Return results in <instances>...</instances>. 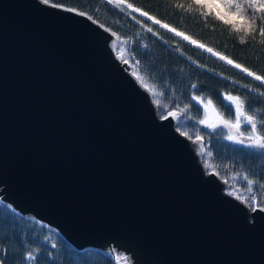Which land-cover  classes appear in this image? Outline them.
<instances>
[{"label":"water","instance_id":"95a60500","mask_svg":"<svg viewBox=\"0 0 264 264\" xmlns=\"http://www.w3.org/2000/svg\"><path fill=\"white\" fill-rule=\"evenodd\" d=\"M67 9L0 0V201L125 264H264V209L223 190L111 32Z\"/></svg>","mask_w":264,"mask_h":264},{"label":"trees","instance_id":"16d2710c","mask_svg":"<svg viewBox=\"0 0 264 264\" xmlns=\"http://www.w3.org/2000/svg\"><path fill=\"white\" fill-rule=\"evenodd\" d=\"M208 1L215 5L222 2ZM190 2L48 0L50 4L75 8L77 12L91 16V20L103 25L112 35L115 33L112 40L114 55L126 61L131 76L148 92L157 116L175 112L174 128H179L181 134L186 133L182 135L190 140H197V136L201 138L197 140L199 160L205 171H213L224 183L223 190L248 208L258 206L264 209V150L249 148V143L240 144L235 139L229 140L228 125L222 122L233 123L236 117L233 104L230 110V102L225 99L228 95L245 99L249 103L244 111L255 113L258 121L264 118V114L259 112L264 109V96H261L264 84L127 7L131 3L147 11L162 23L205 44L206 48L210 47L264 76V44L257 42L260 37L257 36L256 40L248 37V42L241 44L239 38L243 33L231 31L213 15L205 19L201 13L206 9L194 6L189 13L172 7L175 3H183L187 7ZM203 2L206 3L205 0ZM218 9L223 12V9ZM195 97L204 102L211 100V106L220 115V122L212 126L201 124L203 106ZM237 130L240 136L246 137L251 126L242 124ZM258 134L264 135V129L258 127ZM248 180L254 183L249 185ZM239 196L244 199H239ZM28 252L33 254L29 262L25 260ZM0 261L3 264H116L112 257L99 249L73 248L52 228L15 212L2 201Z\"/></svg>","mask_w":264,"mask_h":264},{"label":"snow or ice","instance_id":"6c2138e0","mask_svg":"<svg viewBox=\"0 0 264 264\" xmlns=\"http://www.w3.org/2000/svg\"><path fill=\"white\" fill-rule=\"evenodd\" d=\"M45 3H48V0H44ZM122 2V0H121ZM58 7L60 5H57ZM119 6V3L118 5ZM198 9H206L205 12H202L201 15L206 19L208 15H213L214 18L218 21H221L223 24L228 25L231 31L236 33H243L240 36L239 42L241 44L247 43V38L252 37L253 40H256V37L259 36L260 39L257 41L260 44H264V0H222L220 4L217 5H210L204 3L203 0H191V2L185 7L183 3H175L172 5L175 9H182L186 12H192L193 7ZM129 9H132L134 12H139L141 16L147 17L148 20H151L154 24L160 25L161 28L167 29L170 32L175 33L176 36L182 37L184 40L189 41L192 45H195L201 49H206L209 53L213 56L218 57L219 60L226 61L227 64L232 65L234 68L240 69L241 72L246 73L249 77H252L254 80L260 81L264 84V76L257 75L256 72L250 71L249 68L244 67L243 65L236 63L229 57L214 51L212 48L205 46L203 43H199L197 40L192 39L190 36L185 35L184 32L178 31L174 27H170L167 23H162L160 19L150 15L147 11H142L141 8L134 7L131 3L127 4ZM220 8L223 9V12H213V8ZM68 11L75 12L77 11L75 8H68ZM80 15H85V13L80 12ZM89 19L92 17L89 16ZM135 19V17H133ZM100 27H104L100 25ZM149 31H152L149 28ZM115 35V33H113ZM189 59H191L189 57ZM202 67V66H201ZM139 79V77H137ZM195 87V86H194ZM247 87V85H245ZM147 88V85H145ZM261 96H264V93H261ZM194 99H200L199 97H195ZM230 104L229 109L231 110L232 104L235 105V124H232L231 121H222L224 124L239 128L241 123L243 122L246 125L251 126V130L247 137L249 148H257L264 150V135L258 134V127L264 129V118H261L259 121L257 120L256 114H249L248 112L244 111L246 104L249 102L245 99H241L239 96H231L228 95L225 97ZM159 104V101H156ZM212 101H208V105H211ZM207 107V106H206ZM259 112L264 114V109H260ZM175 112H169L168 116H175ZM168 117L162 116L161 119H167ZM201 124H204L205 121L201 120ZM177 131H180L177 128ZM185 134L186 133H182ZM197 140L201 138L199 136L196 137ZM229 140H232L233 137L229 136ZM240 144H244V140L237 141ZM254 182L252 180H248V184L252 185ZM248 191L251 192L252 188L249 187ZM239 199H244V197L239 196ZM253 203L255 202V197L252 198ZM33 254L32 252L27 253V259H32ZM0 264H3V261H0Z\"/></svg>","mask_w":264,"mask_h":264},{"label":"rangeland","instance_id":"374dc122","mask_svg":"<svg viewBox=\"0 0 264 264\" xmlns=\"http://www.w3.org/2000/svg\"><path fill=\"white\" fill-rule=\"evenodd\" d=\"M205 2L207 4H210V5H215L214 3L208 1V0H205ZM213 12H220L218 8H213ZM198 100V99H197ZM200 102V104L203 106V118L202 120L205 121V125H208V126H212L214 125L216 122H220V115L217 113V111L211 106V105H208V102H204V100H201L199 99L198 100ZM207 106V107H206ZM234 106V109H235V105L233 104ZM236 115V114H235ZM236 119V117H235ZM232 124H235V120L233 121ZM244 124L243 122L241 123V125ZM237 128L235 127H230V126H227V136H232L233 139L235 140H244V143L248 144L250 143L247 139L248 136L246 137H242L240 136L238 133H237ZM236 132V133H234ZM190 144H191V147L194 151H196L197 149H199V142L197 140H192L190 141ZM42 224V223H41ZM44 225V224H43ZM112 258L114 259L115 263L116 264H125V260L123 259H120V255L119 254H112ZM25 260L27 262L30 261V259H27V255L25 256Z\"/></svg>","mask_w":264,"mask_h":264}]
</instances>
